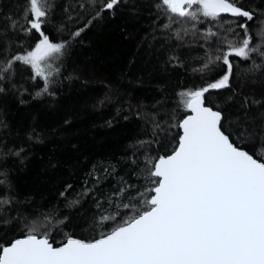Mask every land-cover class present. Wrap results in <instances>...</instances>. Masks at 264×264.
<instances>
[{"label":"trees","instance_id":"trees-1","mask_svg":"<svg viewBox=\"0 0 264 264\" xmlns=\"http://www.w3.org/2000/svg\"><path fill=\"white\" fill-rule=\"evenodd\" d=\"M132 2L136 4L133 12L127 7L118 9L114 17L105 12L72 39L71 33L94 11L86 0H51V23L44 31L51 40H68L69 45L56 61L60 73L53 78L49 92L36 95L43 81L32 79L30 66L22 62L16 63L10 80L0 82L4 89L0 92V180L6 181L0 185V196L15 197L7 211L0 213L15 217L10 226L0 225V243L21 236L26 222H39L44 216L53 218L54 245L65 234L88 240L107 231L113 222H98L104 211L113 214L118 210L126 217L129 210L115 207L120 204L118 199L128 198L124 203L135 204L137 193L152 186L147 159L170 154L175 147L180 131L172 125L188 113L179 93L202 87L222 74L219 69L208 75L194 71L203 63L200 57L206 50H214L215 43L199 39L191 47L186 43L178 48L179 42L174 36L169 39V31L162 27L168 20L155 8L158 0ZM239 2L254 11L249 31L253 45L264 49V38L257 35L264 28V0ZM25 8V0H0V26L6 28L9 18L18 25L6 33L0 31V42L9 56L30 50L38 39V34L29 35L19 27H27ZM198 27L201 33L209 27L217 31L207 22ZM250 55L248 61L237 58V72L250 67L253 60L260 64L264 59L258 53ZM169 56H179L183 66L167 63ZM234 90L264 99V68L250 82L233 79L230 89L206 94V105L222 110L226 132L233 131L229 121L238 115V103L225 104ZM256 111L252 109L253 116ZM153 119L160 125L155 131ZM248 128L251 131L252 125ZM138 141L145 143L140 146ZM68 185L72 187L62 197L60 193ZM125 185L132 187L121 196L114 195ZM86 188L92 191L84 195ZM76 200L79 203L69 204ZM65 216L68 220L57 228L56 222Z\"/></svg>","mask_w":264,"mask_h":264},{"label":"snow or ice","instance_id":"snow-or-ice-1","mask_svg":"<svg viewBox=\"0 0 264 264\" xmlns=\"http://www.w3.org/2000/svg\"><path fill=\"white\" fill-rule=\"evenodd\" d=\"M86 2L95 14L71 33L72 39L105 12L114 17L120 8L127 7L129 12L136 8L130 0ZM25 3L23 19L27 27H19L29 35L38 34V39L30 50L11 56L0 42V82L10 80L16 63L22 62L30 66L32 79L43 81L42 89L36 93L40 96L49 92L53 78L60 73L56 61L65 54L69 41H53L44 31L45 25L51 23V0ZM155 8L168 20L162 27L169 31V39L174 36L179 42L176 47L186 43L191 47L199 39L205 44L215 43V49L205 51L200 57L203 63L194 71L208 75L219 69L222 74L202 87L179 93L183 108L190 114L172 125L181 132L171 154L147 159L152 186L137 193L135 204L115 206L129 210L126 217L118 210L102 215L98 221L101 225L113 222L107 231L88 240L65 234L59 246H54L51 239V216L26 222L21 236L0 243V264H264V99L235 90L225 98V104L238 103V115L228 125L232 132L224 130L225 116L219 106H206V94L230 89L233 79L250 82L255 72L264 68L262 59L260 64L253 60L247 69L236 71L237 58L248 61L253 53L264 58V49L260 44L253 45L249 31L255 13L241 6L239 0H158ZM205 22L217 31L209 27L201 33L198 25ZM5 23L6 28L0 26L5 33L18 26L10 18ZM257 35L264 38V28ZM186 36L192 39L186 41ZM167 63L183 66L179 56H169ZM3 90L0 87V92ZM253 108L257 110L255 116ZM153 125L154 131L160 128L154 119ZM144 143L137 142L140 146ZM15 154L19 155V151ZM104 171L108 173L109 169ZM5 183L0 180V185ZM71 187L68 185L60 195L65 197ZM131 187L125 185L114 195L121 196ZM91 191L86 188L84 195ZM14 200L15 197L0 196V213L7 211ZM108 202L112 203L111 197ZM77 203L78 200L69 202ZM96 207H101L99 200ZM14 219L0 214V225L8 227ZM67 220V216L58 220L56 227Z\"/></svg>","mask_w":264,"mask_h":264},{"label":"rangeland","instance_id":"rangeland-1","mask_svg":"<svg viewBox=\"0 0 264 264\" xmlns=\"http://www.w3.org/2000/svg\"><path fill=\"white\" fill-rule=\"evenodd\" d=\"M126 200H128V198L127 199H125V200H122V198L120 197L119 199H118V201L117 202H119L120 204H122V203H124V202H126ZM112 213V211H104L102 214H101V216L102 215H109V214H111Z\"/></svg>","mask_w":264,"mask_h":264},{"label":"water","instance_id":"water-1","mask_svg":"<svg viewBox=\"0 0 264 264\" xmlns=\"http://www.w3.org/2000/svg\"><path fill=\"white\" fill-rule=\"evenodd\" d=\"M206 106H208V105H206ZM187 111H188V113H187V114H190V111H189V110H187ZM187 114H186V115H187ZM183 118H184V117H183ZM183 118H182V119H183ZM179 131L181 132V130H180V129H179ZM170 154H171V153H170ZM77 238H78V237H77ZM96 238H97V237H96ZM85 240H86V239H85ZM54 246H59V245H54Z\"/></svg>","mask_w":264,"mask_h":264}]
</instances>
